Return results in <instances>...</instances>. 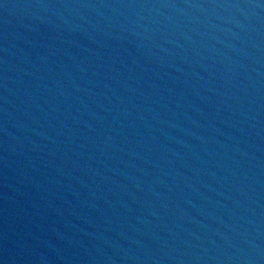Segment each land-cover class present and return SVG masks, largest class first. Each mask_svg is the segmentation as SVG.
<instances>
[{"label": "water", "instance_id": "obj_1", "mask_svg": "<svg viewBox=\"0 0 264 264\" xmlns=\"http://www.w3.org/2000/svg\"><path fill=\"white\" fill-rule=\"evenodd\" d=\"M0 264H264V0H0Z\"/></svg>", "mask_w": 264, "mask_h": 264}]
</instances>
